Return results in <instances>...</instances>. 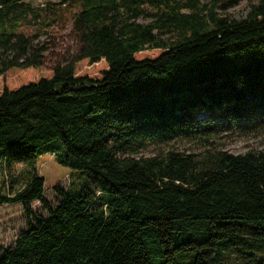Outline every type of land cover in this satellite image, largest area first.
Masks as SVG:
<instances>
[{"label":"trees","instance_id":"1","mask_svg":"<svg viewBox=\"0 0 264 264\" xmlns=\"http://www.w3.org/2000/svg\"><path fill=\"white\" fill-rule=\"evenodd\" d=\"M222 1L60 0L28 35L19 28L45 8L0 0V76L43 66L35 40L61 7H74L77 44L46 76L0 90V167H26L20 188L0 180V206L18 203L26 219L0 264H264L263 150L139 155L264 132V0L242 19L218 15L240 0ZM152 49L163 51L135 57ZM84 61L105 66L77 74ZM45 153L78 178L54 186V206L35 169Z\"/></svg>","mask_w":264,"mask_h":264},{"label":"rangeland","instance_id":"2","mask_svg":"<svg viewBox=\"0 0 264 264\" xmlns=\"http://www.w3.org/2000/svg\"><path fill=\"white\" fill-rule=\"evenodd\" d=\"M60 0H22V2L34 8H45L41 12L40 19L32 22L30 25H23L19 28L28 35L35 34L38 29L44 25L43 18L45 14L50 15L49 10L57 8V3ZM219 0H199L200 4H208L212 6ZM228 0L219 2L223 5ZM259 0H240L235 6L223 10L221 7H216L215 12L220 16H228L231 19H242L249 11L251 4L257 3ZM51 3L52 5H47ZM227 4V3H226ZM55 16L51 15L52 21L49 22L48 27L44 31H40L38 39L35 43L43 44L47 50L44 52V64L40 68L26 69L7 73L0 76V90L4 87L16 88L22 84L30 81H35L41 75L46 76L50 72V68L63 58L74 54L77 44L75 35L72 31L71 15L75 11L74 7H61ZM150 10V7H146ZM185 12V11H183ZM151 17L145 16L139 18V22L147 23ZM162 38H173L174 33H162ZM163 50L152 49L144 50L135 55L137 59L155 58ZM105 66L103 62L91 65L88 61L81 62L77 65V74L89 76H97L99 71ZM167 150H174L189 154H194L196 158L208 150H226L232 154H243L248 150H263L264 151V132H246V133H221L212 138L208 142L198 139L184 138L178 140H171L165 144L147 145L139 155L154 156L166 152ZM26 167L24 164H15L10 170L0 167V180L9 182L11 177L17 178V183L13 185L14 189L21 187V174L25 173ZM35 169L39 175L44 178V194L43 197L54 206L59 196L54 191V186L59 184L64 189L69 187L71 183H77L76 176L71 177L72 170L58 164L53 155L49 153L41 154L35 162ZM33 215L47 216V212L41 207L38 201L31 203ZM26 228V219L24 217L23 208L20 204H4L0 206V253L3 249L13 247L14 241L21 230Z\"/></svg>","mask_w":264,"mask_h":264}]
</instances>
